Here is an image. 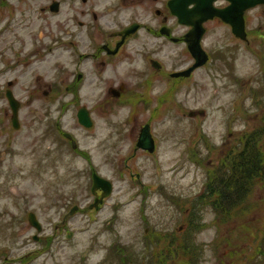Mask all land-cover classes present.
I'll list each match as a JSON object with an SVG mask.
<instances>
[{
  "label": "rangeland",
  "instance_id": "obj_1",
  "mask_svg": "<svg viewBox=\"0 0 264 264\" xmlns=\"http://www.w3.org/2000/svg\"><path fill=\"white\" fill-rule=\"evenodd\" d=\"M17 1L25 4H10ZM27 1L33 9L40 5ZM106 4L95 2L96 10L101 13ZM247 31L248 40H242L225 24L210 22L203 37L209 62L175 87L133 76L138 44L113 67L94 70L92 62L87 71L85 62L87 78L78 99L79 92L64 90L67 82L57 81L58 90L51 91L54 66H31L29 44L16 40L20 47H14L11 32L2 34L0 264H158L167 258L166 264H179L185 261L181 249L191 244L204 264H245L256 255L253 238L264 231V189L258 182L244 216L221 222L208 212L206 226L193 238L188 234L210 173L239 136L259 124L264 109V4L248 11ZM83 46L78 41L62 51L57 68L64 79L73 77ZM168 49L173 47L159 57ZM181 51L175 45L167 53L177 59ZM122 85L121 96L109 92ZM7 88L21 101L20 129L11 123ZM79 106L90 108L92 127L79 123ZM145 123L156 140L153 153L137 147ZM62 132L74 135L80 152L68 147ZM93 171L113 184L99 209L93 206ZM30 213L41 233L30 225Z\"/></svg>",
  "mask_w": 264,
  "mask_h": 264
},
{
  "label": "flooded vegetation",
  "instance_id": "obj_2",
  "mask_svg": "<svg viewBox=\"0 0 264 264\" xmlns=\"http://www.w3.org/2000/svg\"><path fill=\"white\" fill-rule=\"evenodd\" d=\"M11 1L0 0V36L4 33L10 34L11 32L9 42L14 47H20L22 44H25L23 45L25 47L28 43L29 55L33 57V60L29 62L31 66L32 64L46 66L45 63L49 66H54V80L56 81H53V86L49 88L53 92H56L59 88L57 81L60 84L67 82L64 90L72 94L79 92L75 96L78 99L82 85L87 78L86 71L83 68L86 64H88L87 71L92 66L95 67L94 70L99 68L104 70L105 68L113 67V64L121 59V55L128 47L137 44L140 60L138 64H133L136 65L133 76L140 82L147 81L148 78L153 83L155 80H159L161 83L175 87L178 83L189 80L197 69H199H195L188 76L175 75V73L188 69L193 65L195 59L186 41V37L193 27L188 23L180 21V17L170 5L172 0H39L38 2L37 0H33L40 4H37L34 9L30 1H22L25 4L17 1V5L10 4ZM98 1H106L107 3L102 8L101 13L96 10L95 2ZM212 5L214 8L224 9L230 5V1L213 0ZM119 7L132 11L130 14H126L125 11H120L121 9L115 11ZM190 7L191 5L188 6V8ZM249 10L247 9L245 11V16H247ZM70 11L72 12L65 17L64 14ZM31 13H33L32 17ZM183 14L186 16L187 13H185V10H183ZM210 22H220L231 29L230 24L218 15H215L203 21L206 32L209 29ZM13 29L23 31L15 32ZM22 39L24 43H22ZM16 40L21 41L20 46H16ZM78 41H82L84 45L81 50L77 48L73 49H77L78 51L77 56H75V61L78 66L74 63L76 68L73 77L70 79L69 75L65 76L64 79L61 71L57 68L61 64V53H63V50L72 49L77 46ZM175 45L182 49L177 59L174 54L167 53L168 51H174ZM202 45L206 49L203 38ZM24 47L22 48L24 49ZM172 47V50L168 49L164 56L159 57L161 52ZM148 51L155 53L156 57L151 56V53L148 54ZM168 57L172 58L170 64L168 63ZM13 60L15 59L13 58ZM19 61L20 57H17L16 62ZM30 74L32 73L30 72ZM35 75L37 76L38 74ZM12 83V80L8 81V85ZM123 87L122 85L119 89L114 87L109 88V92L114 96H121ZM8 89L10 88L6 89V93ZM48 92L49 90L46 91V93ZM134 94V96H139L136 93ZM139 97L144 98V96ZM145 102H147L146 99ZM20 109L21 103L19 107V121ZM80 110L87 111L92 122L89 127H92L94 120L90 108L79 106L77 118ZM11 112L10 118L13 125L12 108ZM20 127L21 121L19 127L14 128L20 129ZM142 128L139 133V138ZM62 134L63 139L69 143L68 147L72 148L74 152H80L79 144L74 138V135L69 132H62ZM95 175L99 178H104L96 171H93L92 179H94ZM96 192L98 195H93L95 200L100 199L103 193L100 189ZM101 203L103 204V201Z\"/></svg>",
  "mask_w": 264,
  "mask_h": 264
},
{
  "label": "trees",
  "instance_id": "obj_3",
  "mask_svg": "<svg viewBox=\"0 0 264 264\" xmlns=\"http://www.w3.org/2000/svg\"><path fill=\"white\" fill-rule=\"evenodd\" d=\"M256 182L261 183L264 189V109L259 124L243 132L235 145L230 146L218 169L210 173L205 190L199 197L202 207L195 205L191 213L190 238L206 226L203 221L208 212L215 214L221 222H228L238 214L244 216ZM192 220L197 223L191 224ZM253 239V249L257 247L256 255H252L245 264H264V231L261 236L258 233ZM196 247L191 244L188 248H182L185 261L179 264H204L201 257L198 258L197 252L200 249ZM167 260L159 261L158 264H166Z\"/></svg>",
  "mask_w": 264,
  "mask_h": 264
},
{
  "label": "water",
  "instance_id": "obj_4",
  "mask_svg": "<svg viewBox=\"0 0 264 264\" xmlns=\"http://www.w3.org/2000/svg\"><path fill=\"white\" fill-rule=\"evenodd\" d=\"M212 1L213 0H172L170 2V5L172 6V8H174V11L180 17V21L193 26L190 33L186 37V41L188 43L189 50L195 58V63L190 68L182 72L175 73L176 76L190 75L192 71L204 65L209 59L207 52L203 49L201 44V39L205 32L203 21H205L209 17L218 15L232 26L233 33L236 36L247 40L244 13L248 8L264 3V0H229V6L224 9H218L213 7ZM191 4L194 5L188 8V6ZM183 10H185V13H187L186 16H184ZM7 97L13 109V125L15 128H18L20 125V101L15 97L11 90H8ZM193 113L194 112L191 111L189 115L192 116ZM79 120L86 126H89L92 123L87 111L85 110H81L79 112ZM138 147L151 153L155 150V141L153 139L149 124L145 125L142 128V132L138 141ZM99 188L104 191L102 199L108 197L112 191V185L110 182L103 180L95 175L93 192L95 193V190ZM30 224L34 226L38 231L42 230L40 223L37 221L33 213L30 214Z\"/></svg>",
  "mask_w": 264,
  "mask_h": 264
}]
</instances>
